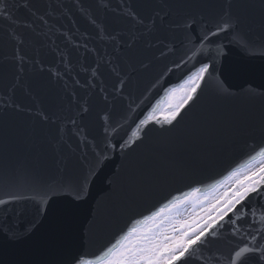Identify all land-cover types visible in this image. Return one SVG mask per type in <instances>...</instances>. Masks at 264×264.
<instances>
[{
  "label": "water",
  "instance_id": "1",
  "mask_svg": "<svg viewBox=\"0 0 264 264\" xmlns=\"http://www.w3.org/2000/svg\"><path fill=\"white\" fill-rule=\"evenodd\" d=\"M26 2L0 19V264L98 263L133 220L261 155L264 0ZM203 64L171 124L140 123ZM247 203L188 264H227L251 239L234 228L264 230V197Z\"/></svg>",
  "mask_w": 264,
  "mask_h": 264
},
{
  "label": "snow or ice",
  "instance_id": "2",
  "mask_svg": "<svg viewBox=\"0 0 264 264\" xmlns=\"http://www.w3.org/2000/svg\"><path fill=\"white\" fill-rule=\"evenodd\" d=\"M21 6L29 7L26 0H21V3L0 11V19H14L13 9ZM128 15L132 20H137L135 12L129 11ZM40 18L43 20V17ZM139 22L143 23L142 20ZM227 28L228 20H222L216 25L215 31L207 32L201 39L207 40ZM208 72L209 65L203 64L198 72L189 78L190 87L186 94L179 103L169 106V114L164 117L166 123L171 124L179 115L180 110L193 100L200 81L205 78ZM123 84L124 81L121 80L120 85ZM154 112L155 109L140 123L145 124L152 120ZM155 122L160 123V120L156 119ZM72 123L75 124V121L73 120ZM127 143L125 141V145ZM125 145H121V147L123 148ZM260 154L264 155V148L260 149ZM231 175L236 176V173ZM223 183L224 181H220V184ZM82 191L83 187H80L78 194ZM200 191L199 188H193L185 196L174 197L148 215L133 220L130 226L107 247L103 253L102 264H188L195 249L210 242L209 237L215 236L216 229L222 225L226 217L235 225L236 221L232 220V216L247 219L245 210L254 212L255 209L247 201L253 198V194L257 198L264 197V164L259 166L258 171L253 170L246 174L243 179L237 177L231 190H225L222 195L209 200L207 202L209 206L204 209V215L191 221L178 218L181 205L187 204ZM8 195L12 194L8 193ZM4 203L5 201L0 199V204ZM259 207L264 208V205H259ZM250 228V231H246L242 227L234 228L238 234L251 237V239L235 251L233 257L224 258L227 264H233L234 260H239V264H249V262L250 264H264V230L251 225ZM242 253L244 255L241 259ZM77 264H79L78 260Z\"/></svg>",
  "mask_w": 264,
  "mask_h": 264
},
{
  "label": "rangeland",
  "instance_id": "3",
  "mask_svg": "<svg viewBox=\"0 0 264 264\" xmlns=\"http://www.w3.org/2000/svg\"><path fill=\"white\" fill-rule=\"evenodd\" d=\"M176 96H177V94L173 95V97H172V99H171V102H172V104H174V105L177 104V103H179L180 100H181V99H178V100H177V97H176ZM171 102L169 103L170 105H171ZM170 105H169V106H170ZM169 106L163 110L164 113H168V114H169V111H168V110H169ZM203 215H204V213H203Z\"/></svg>",
  "mask_w": 264,
  "mask_h": 264
},
{
  "label": "bare ground",
  "instance_id": "4",
  "mask_svg": "<svg viewBox=\"0 0 264 264\" xmlns=\"http://www.w3.org/2000/svg\"><path fill=\"white\" fill-rule=\"evenodd\" d=\"M249 171V170H248ZM248 171H245V172H241V173H247Z\"/></svg>",
  "mask_w": 264,
  "mask_h": 264
}]
</instances>
